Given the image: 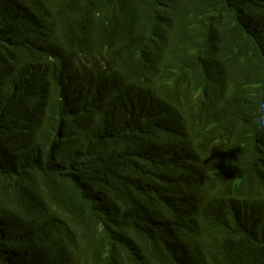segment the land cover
I'll use <instances>...</instances> for the list:
<instances>
[{
    "label": "trees",
    "instance_id": "1",
    "mask_svg": "<svg viewBox=\"0 0 264 264\" xmlns=\"http://www.w3.org/2000/svg\"><path fill=\"white\" fill-rule=\"evenodd\" d=\"M0 264H264V0H0Z\"/></svg>",
    "mask_w": 264,
    "mask_h": 264
}]
</instances>
